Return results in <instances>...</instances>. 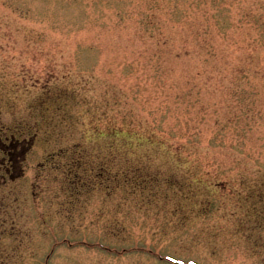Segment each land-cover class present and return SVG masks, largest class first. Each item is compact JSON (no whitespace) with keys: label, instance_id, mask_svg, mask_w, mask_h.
Here are the masks:
<instances>
[{"label":"rangeland","instance_id":"rangeland-1","mask_svg":"<svg viewBox=\"0 0 264 264\" xmlns=\"http://www.w3.org/2000/svg\"><path fill=\"white\" fill-rule=\"evenodd\" d=\"M138 1L0 0V127L32 142L0 184V264H264V0L178 2L171 46L120 22Z\"/></svg>","mask_w":264,"mask_h":264},{"label":"trees","instance_id":"trees-1","mask_svg":"<svg viewBox=\"0 0 264 264\" xmlns=\"http://www.w3.org/2000/svg\"><path fill=\"white\" fill-rule=\"evenodd\" d=\"M119 1L121 2L122 0H119ZM181 1H183V0H177L175 2L172 0H142V1L139 0L138 2L135 3V7H133V8L130 7L128 9L118 11L117 16L120 18V22L124 26H125V24H131L132 22L133 23L135 22L136 24H145L147 28H150V29L156 31V34L153 36L156 43L164 45V46L169 44V46H171L172 44L175 45L173 37L171 38V36H170V37L166 38L162 34V32L159 31V26H160V23H166V22H167L166 23L167 27H177L178 25H180L182 27H183V25L186 26L187 16L185 15V16L179 17L178 14L172 15L173 13L170 10L171 8H177L178 2H179V6L183 7V4L185 1L180 3ZM113 2H114V0H108L107 5H111ZM131 3H133V2H131ZM71 4H74L75 6H77V7H75L77 9L80 6L85 7L84 0H71ZM138 8H140L139 11L135 10ZM159 8L161 9V13H162L161 17H159L158 13H157ZM80 14H81V16H83L84 11L81 10ZM134 16H136L137 18L134 19ZM187 26L189 29L187 37H186V34H183V35H185V37L187 39L191 38L192 43H193V41L196 40L202 34L201 33H199L197 35L194 34V31H196V30L192 29V24L190 21H188ZM208 33L212 34L213 30H211ZM203 41L204 42H202V46L197 44V43H193L195 46L194 48H199V50L205 56L208 55L211 58L216 56L217 45H216L215 41L209 42L208 40H205V38L203 39ZM186 42L184 40L183 45H182V50H183L185 55H188L190 44L188 43L189 45L185 46ZM171 52L174 53V47L171 48ZM157 58L159 60H161L160 56H157ZM235 80H233L231 82V85H235V82H234ZM239 81L240 80H238V85H239ZM186 85H188V81L186 82ZM232 88L233 87L231 86L230 87L231 91H232ZM115 97H116V95L113 96V98H115ZM116 101H117L116 99L113 100L111 102V104L116 105ZM230 104H231V99H228L224 104H223V102H221L222 107L223 106H230ZM132 111H129L128 114H125L127 117L122 118L123 121L122 122L120 121V123L125 124L126 127L134 128L137 132L148 133V134H153V135L157 134V133L163 134V130L159 124H154L155 126H152L149 123L145 124L143 119L138 120V118H139L138 115L135 113L133 114ZM195 115L197 116L195 122H197V121L202 122V121H204L206 119H210V118H213L215 120L217 119L215 114L209 115V113L207 111L202 113L201 116H199V114H195ZM187 116H188V112H184V113H180V114H177L176 112H174V113L170 114L169 120L184 121L187 118ZM135 120H137V121H135ZM185 122L187 123V124H185V126L181 125V126L177 127L178 133L175 134V138H179V139H177L174 142L173 147H175V149H177L178 151L182 150L183 147H185V148L188 147L189 149L192 150V149L196 148L198 146V144L200 143L199 140L197 139L198 134H199V130H196L194 133H190L192 128H193V124L195 122L190 123L187 120H185Z\"/></svg>","mask_w":264,"mask_h":264},{"label":"flooded vegetation","instance_id":"flooded-vegetation-1","mask_svg":"<svg viewBox=\"0 0 264 264\" xmlns=\"http://www.w3.org/2000/svg\"><path fill=\"white\" fill-rule=\"evenodd\" d=\"M17 133H11L9 135L8 128L0 127V143L2 144L1 163H0V184L16 180L26 175L25 167L23 165L24 159L21 157L27 153L28 147L31 145L29 136L25 133H21L19 130H15ZM52 158H55L54 156ZM72 184V182H71ZM74 185V183H73ZM72 186V185H71ZM73 195L76 193L72 190Z\"/></svg>","mask_w":264,"mask_h":264}]
</instances>
